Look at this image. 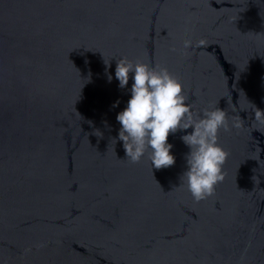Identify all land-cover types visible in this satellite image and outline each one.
I'll return each instance as SVG.
<instances>
[{"label": "water", "instance_id": "water-1", "mask_svg": "<svg viewBox=\"0 0 264 264\" xmlns=\"http://www.w3.org/2000/svg\"><path fill=\"white\" fill-rule=\"evenodd\" d=\"M121 57L166 65L195 111L243 118L219 132L229 155L207 198L181 177L191 128L169 134L160 169L115 143ZM255 106L264 0H0V264H264Z\"/></svg>", "mask_w": 264, "mask_h": 264}, {"label": "clouds", "instance_id": "clouds-1", "mask_svg": "<svg viewBox=\"0 0 264 264\" xmlns=\"http://www.w3.org/2000/svg\"><path fill=\"white\" fill-rule=\"evenodd\" d=\"M197 43L204 44L205 40L202 38ZM192 46L191 39L183 41L185 50ZM106 64L110 66V61ZM115 77L118 87L130 92L126 106L116 114L120 127L118 134L112 137L115 143L123 142L125 157L137 162L147 155L153 168L169 167L176 162L169 134L191 128L181 136L189 147L185 154L187 167L181 177L186 178L194 199H205L213 194L217 183L224 178L223 165L229 155L218 142L219 132L244 127L243 118L238 114L230 121L227 111L218 106L195 111L188 103L182 81L166 65H150L121 57L116 60ZM108 79L111 81V73ZM119 103L118 98L113 106ZM254 113V120L264 124V109L255 106Z\"/></svg>", "mask_w": 264, "mask_h": 264}]
</instances>
